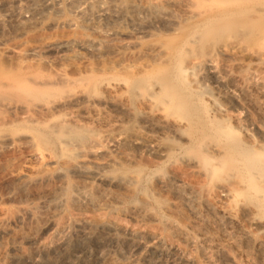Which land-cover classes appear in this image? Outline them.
Instances as JSON below:
<instances>
[{
	"label": "rangeland",
	"instance_id": "rangeland-1",
	"mask_svg": "<svg viewBox=\"0 0 264 264\" xmlns=\"http://www.w3.org/2000/svg\"><path fill=\"white\" fill-rule=\"evenodd\" d=\"M222 1L165 6L161 0H47L0 13V83H13V94L0 95V102L30 104L21 91L31 89L33 77L48 81L47 95L59 99L80 87L59 84L60 75L124 76L110 70L121 58L164 66L171 75L180 61L183 67L204 62L193 94L205 103L216 98L234 108V115L240 111L256 133H263L255 108L239 98L233 85L250 83L255 66L264 74V19L227 22L236 9ZM221 11L229 13L222 18ZM216 15L220 22L209 25ZM75 40L89 47H49ZM231 44L241 52L226 51L207 62L211 52L216 55L217 48ZM154 47L157 56L150 54ZM190 111L207 117L209 107L196 102ZM231 113L229 121L235 122ZM54 117L65 119L64 113ZM49 121L43 114L0 109V264H259L226 238L229 247L222 248L220 226L209 224L208 205L217 208L224 200L207 179L198 148L177 149L168 139L155 149L133 143L143 133L136 118L122 124L111 117L84 120L60 131L48 129ZM197 128L187 127L185 133L194 136ZM88 147L96 152L92 155ZM161 153L173 155L166 159ZM173 173L181 176L183 197L158 183ZM76 190L88 198L76 201ZM60 192L59 207H50ZM82 233L103 242L92 237L84 244ZM155 244L162 253L152 252Z\"/></svg>",
	"mask_w": 264,
	"mask_h": 264
},
{
	"label": "bare ground",
	"instance_id": "bare-ground-1",
	"mask_svg": "<svg viewBox=\"0 0 264 264\" xmlns=\"http://www.w3.org/2000/svg\"><path fill=\"white\" fill-rule=\"evenodd\" d=\"M45 1L47 0H0V13L7 14L13 9L38 6ZM161 3L165 6L183 5L184 0H161ZM221 5H227V9L230 8V10L236 9L227 18L225 17L227 22L238 23L240 21L243 23L244 21L245 23L250 19L256 22L264 19V0H223ZM222 12H220L222 15L218 16L222 17L229 13V11ZM198 15L202 16L204 12ZM220 18L217 17L209 25L216 21L220 22ZM72 44L89 47L87 42L76 40L52 44L49 47L59 48ZM217 49L219 50L216 55H211V52L207 62L213 63L216 57L226 51L233 55L241 52L240 47L235 44ZM157 53L160 54L157 48L150 49L152 56H157ZM168 55L170 54L168 53ZM166 58V65L169 66L171 61L169 62V59L166 60ZM203 63L193 62L190 67H183V62L180 61L181 67L176 64V70L171 75L164 66L159 68L156 67V64L149 65L138 60L121 58L114 63V68H110V70H117L124 76H117L114 79H111L112 77L70 79L67 75H60L57 78L59 84L67 87L80 85V87L77 91H70L59 99H53L47 95L45 89L49 87L48 81L33 77L31 89L25 88L21 91L30 100V104L29 102L28 104H13V102L3 101L0 102V109L11 114L14 111V113L20 112L23 115L32 113L47 115L50 117L47 127L52 131L63 130L68 124L84 120L99 123V121L102 122L111 117L115 124H122L125 120L136 118L138 130L143 133H137V136L133 137V143L136 142L140 145L143 144V147L155 149L157 142L168 139L177 149H182L185 145L195 146L200 151L202 168L207 179L224 200L217 208L207 206L208 212L213 216L208 222L216 221L218 229L220 226L221 240L226 238L229 240L226 243L229 244L231 241L234 245L242 246L247 254L254 257L255 262L264 264V132L256 133L252 124L250 125L249 121L244 120L246 118L241 116L240 111L234 115V108L231 109L229 105H224L216 98H210L205 103L206 99L202 101L200 99L202 96H196L198 92L193 94L196 91L193 87L197 83L198 72ZM168 66L167 68H170ZM255 67L258 68L253 70V79L251 82L249 81L250 83L243 80L245 84L239 80V83L232 81L235 85L230 82L228 85L232 84L235 87L233 89L243 102L253 105L255 115H252L257 118L259 128L264 131V74L259 66ZM188 75L189 80L187 79ZM183 81L188 83L184 84ZM91 88H93V94L89 91ZM12 94L13 83L1 82L0 95ZM234 94L236 95L235 92ZM194 99L200 104L203 103L205 107H209L207 117L196 116V114L192 116L190 108H192V104L196 103L193 102ZM195 106L197 107V105ZM57 113H64L65 119L56 121L54 116ZM230 113L234 115L232 118L235 122L229 121ZM223 118L230 124L236 123V127L230 126L225 120L223 122ZM250 122L252 123V121ZM187 127H198L199 133L188 136L185 133ZM89 148L87 151L93 155L96 148ZM172 155L171 153L159 154L166 159H171ZM158 183L162 184L164 189H172L176 193L175 195L177 193L179 196L183 195V190L181 192L180 189L181 176L178 173H173ZM76 192V201L88 198V193L78 190ZM61 193H56L50 199V207H59L62 200ZM190 195L193 194L190 193ZM194 204L196 203L194 202ZM198 209L199 206L197 208L196 205L193 210L195 214L199 212ZM210 214L209 217H211ZM213 222L209 224L214 225ZM225 227L229 229L227 230ZM221 228L224 229L223 232ZM82 236H84V240H82L86 244V241L97 235L84 233ZM96 238L97 241L102 239L101 242H103L102 237ZM226 239L222 240V248L228 246L225 243ZM160 247L159 244H155L152 252L154 254L162 253ZM203 247L202 249H204ZM151 262L150 260L148 264ZM73 263L77 262L73 261Z\"/></svg>",
	"mask_w": 264,
	"mask_h": 264
}]
</instances>
